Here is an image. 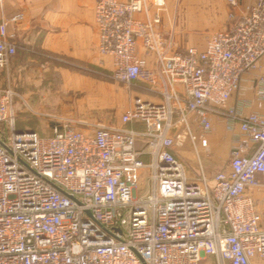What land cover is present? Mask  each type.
Returning a JSON list of instances; mask_svg holds the SVG:
<instances>
[{
  "label": "built area",
  "instance_id": "1",
  "mask_svg": "<svg viewBox=\"0 0 264 264\" xmlns=\"http://www.w3.org/2000/svg\"><path fill=\"white\" fill-rule=\"evenodd\" d=\"M165 3L96 1L114 78L159 99L135 97L119 124L63 117L49 135L20 130L16 93L0 87V264H264V214L248 194L264 173V0L183 50L157 28ZM23 19L0 20L1 70ZM243 80L253 97L236 96ZM216 119L232 133L230 160L210 178L202 155ZM186 144L196 174L176 156Z\"/></svg>",
  "mask_w": 264,
  "mask_h": 264
},
{
  "label": "rangeland",
  "instance_id": "2",
  "mask_svg": "<svg viewBox=\"0 0 264 264\" xmlns=\"http://www.w3.org/2000/svg\"><path fill=\"white\" fill-rule=\"evenodd\" d=\"M232 12H236V8L225 1L224 8L215 12L217 17L211 13L210 19L214 26L205 32L188 26L175 27V31L178 30L175 33V49L204 47L210 32L224 25L219 24V18L229 20ZM9 68L5 73L0 70V87L10 85L16 93L14 108L17 126L20 130H38L42 135L51 134L56 118L64 117L87 123H76L79 127L98 123L119 124L123 112L133 105L136 93L145 92L136 85L116 80L111 60L96 66L76 60L62 62L52 54L39 52L32 67L26 64L18 71H13L11 66ZM6 75L9 77L7 81ZM76 81L81 86L74 85ZM176 156L189 171L200 172L197 157L189 144L177 148ZM209 158L208 162L203 156V162L205 173L211 178L229 163L230 153L223 145ZM205 263L215 264L213 258H208Z\"/></svg>",
  "mask_w": 264,
  "mask_h": 264
},
{
  "label": "crops",
  "instance_id": "3",
  "mask_svg": "<svg viewBox=\"0 0 264 264\" xmlns=\"http://www.w3.org/2000/svg\"><path fill=\"white\" fill-rule=\"evenodd\" d=\"M96 1L5 0L3 11L0 10V20L3 15L10 17L19 12L24 13L22 21L17 24H11L8 28L10 34L15 37L18 43L17 54L12 58L10 63L11 69L18 71L26 64L28 66L30 64V67H32V62L39 52L52 54L55 59L62 62L76 60L96 66L101 65L105 60H110L109 57L100 55L97 49ZM225 1L227 2V0H165L162 22L157 28L172 42L173 49L176 50L174 42H176L177 36L175 37V33L178 30L175 31V27L188 26L199 30V32L207 31L214 26L210 15L213 14L217 17L215 12L219 8H224ZM255 1L238 0V6L235 7L236 12L239 13L246 4H251ZM149 8L152 13L156 11L154 4H150ZM231 23L232 20L230 18L226 21L225 18H219V24H224L219 30L227 28ZM151 59L152 56H150ZM1 71L5 73L6 70ZM7 78L9 77L6 75V81ZM76 82L74 85L81 86L79 81ZM179 87L180 91L184 92L183 86ZM136 94V97L142 96L147 100H159L146 92ZM236 96L248 98L254 96L249 80H243L241 90ZM236 96H234L232 102L235 101ZM255 108L264 112V107L259 108L255 106ZM133 126L141 128L140 124H134ZM231 136L232 133L226 130L223 120L216 119L214 130L209 137L210 147L208 151L204 150L202 162L203 156L209 162L210 154L216 153L223 145H225L228 151ZM203 166L205 169L204 162ZM189 172L192 174L197 173L194 171ZM258 177L260 184L251 187L248 190V194L254 199L257 209L264 214V173Z\"/></svg>",
  "mask_w": 264,
  "mask_h": 264
}]
</instances>
